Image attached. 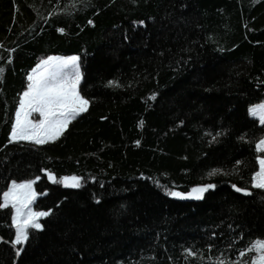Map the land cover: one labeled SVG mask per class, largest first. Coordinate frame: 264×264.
<instances>
[{"label": "trees", "instance_id": "16d2710c", "mask_svg": "<svg viewBox=\"0 0 264 264\" xmlns=\"http://www.w3.org/2000/svg\"><path fill=\"white\" fill-rule=\"evenodd\" d=\"M57 55L80 57L88 111L55 142L10 143L28 75ZM0 67V194L40 177L35 207L51 213L17 255L12 209L0 208V264L253 259L264 0H0ZM209 184L200 200L168 194Z\"/></svg>", "mask_w": 264, "mask_h": 264}, {"label": "snow or ice", "instance_id": "6c2138e0", "mask_svg": "<svg viewBox=\"0 0 264 264\" xmlns=\"http://www.w3.org/2000/svg\"><path fill=\"white\" fill-rule=\"evenodd\" d=\"M8 62H11L10 59ZM3 71L4 69L0 67V79ZM82 79L79 56L48 57L42 60L27 77V90L19 99L9 142L29 141L35 145H43L58 140L73 120L89 109L90 101L80 92ZM249 111L250 115L258 117L260 123L264 124V103L250 108ZM34 114H38V118H34ZM256 151L264 152V138L256 144ZM218 172L220 170L214 169L209 176H214ZM46 174L51 183L62 184L65 188L81 187V177L58 179L54 174ZM39 179L40 177H36L21 183L13 181L10 188L0 194V208L12 209L11 226L14 229L12 244L14 247L20 246L17 248V255L23 251V245L29 240V230L42 231L41 219L51 214L35 211L32 207L38 195H41L34 188ZM214 187L215 185L209 184L195 187L187 194L178 191H171L168 194L178 199L200 200L203 199L205 192ZM233 187L237 192L243 191L244 195L252 194L246 189L235 185ZM251 187L264 191V158L258 157V170L251 178ZM248 251L254 253L248 264H264V241L252 242Z\"/></svg>", "mask_w": 264, "mask_h": 264}, {"label": "rangeland", "instance_id": "374dc122", "mask_svg": "<svg viewBox=\"0 0 264 264\" xmlns=\"http://www.w3.org/2000/svg\"><path fill=\"white\" fill-rule=\"evenodd\" d=\"M73 56H76V55H70V56H61V55H57V56H52V57H62V58H68V57H73ZM80 71H81V73H82V70H81V63H80ZM32 73V72H31ZM82 82V81H81ZM81 84V83H80ZM261 103H264V102H261ZM261 103H258V104H261ZM258 104H254V105H252L250 108H252V107H254V106H256V105H258ZM252 117H254V116H252ZM34 118H38V114H34ZM254 118H257V119H259L258 117H254ZM261 158H264V156H262ZM11 186V185H10ZM10 188V187H9ZM34 188H35V191H36V187H35V185H34ZM37 192V191H36ZM38 193V192H37ZM41 195H38V197H37V199H36V201H35V203L32 205V207H33V209L35 210V211H41V210H38L36 207H35V204H36V202H37V200H38V198L40 197ZM44 212H46V211H44ZM44 218H42L41 219V221H40V223L42 224V220H43ZM43 225V224H42Z\"/></svg>", "mask_w": 264, "mask_h": 264}, {"label": "water", "instance_id": "95a60500", "mask_svg": "<svg viewBox=\"0 0 264 264\" xmlns=\"http://www.w3.org/2000/svg\"><path fill=\"white\" fill-rule=\"evenodd\" d=\"M179 200L184 201V202H190V201H192L193 199H179Z\"/></svg>", "mask_w": 264, "mask_h": 264}]
</instances>
